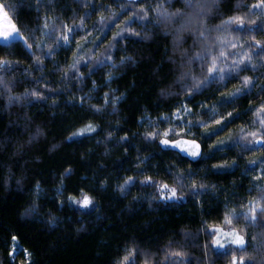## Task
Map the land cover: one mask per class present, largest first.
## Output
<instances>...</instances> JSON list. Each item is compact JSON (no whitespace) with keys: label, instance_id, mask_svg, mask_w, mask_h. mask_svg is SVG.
<instances>
[{"label":"trees","instance_id":"1","mask_svg":"<svg viewBox=\"0 0 264 264\" xmlns=\"http://www.w3.org/2000/svg\"><path fill=\"white\" fill-rule=\"evenodd\" d=\"M0 3V264H264V0Z\"/></svg>","mask_w":264,"mask_h":264},{"label":"rangeland","instance_id":"2","mask_svg":"<svg viewBox=\"0 0 264 264\" xmlns=\"http://www.w3.org/2000/svg\"><path fill=\"white\" fill-rule=\"evenodd\" d=\"M13 26L15 27L16 32H18L19 37L23 38L22 34L19 33V31L17 30V27H16L15 23L13 22V20L10 17L9 13L5 9L4 5L0 3V33H3L5 31L11 32ZM220 28H222V27H220ZM10 40H12L11 37H9L8 40H4L3 36L0 35V42H7V41H10ZM7 63H8L7 60H0V68L3 67L4 65H7ZM188 73H189V71L187 70L186 74H188ZM254 137L256 138L255 141L258 144L262 143L263 140H262L261 137H259L257 135H255ZM165 145L178 148V149L182 150L184 153L189 154L191 156H195V155H197L199 153V145H198V143L196 141H193V140L181 139V140H176V141H168V143L165 144ZM177 145H179V146H177ZM193 153H195V155ZM162 190H165L166 191V195H168L169 197L172 196V192H171L172 189L163 187ZM175 192H176V189H175ZM83 198L84 197H82L79 200V203H80V201L83 200ZM254 207L252 209H254ZM252 216L253 215H251V217ZM228 233H235V234L241 236L244 239V241L246 242L245 235H244V233L242 231H240L238 229H234V228H228V227H225V226H220V227H216V229H215V244H216V240L219 239L220 242H221V245H223V248L228 246V245H234V244L230 243V241L232 239V236L231 235H226ZM216 245L221 247L218 244H216ZM236 246H240V245H236ZM242 246H244V245H242ZM233 264H241V262L238 261L237 259H234L233 260Z\"/></svg>","mask_w":264,"mask_h":264},{"label":"snow or ice","instance_id":"3","mask_svg":"<svg viewBox=\"0 0 264 264\" xmlns=\"http://www.w3.org/2000/svg\"><path fill=\"white\" fill-rule=\"evenodd\" d=\"M0 35L3 36V39H4V40H8L9 37H11L13 40H16V39H19V38H20V37H19V34H18V32H16V29H15L14 26H13L11 32H7V31H5V32H3V33H0ZM64 39L67 40L68 38L65 36ZM213 69L215 70V65H213ZM221 71H222V70H221ZM221 78H222V77H221ZM94 130H95V129H93L91 126H88L86 129L82 130V132H81L80 134L82 135L84 132H87V131H94ZM163 143L167 144L168 141H167V140H164ZM177 146H179V145H177ZM197 147H198V146H197ZM193 154L195 155V153H193ZM164 187H167V185H165ZM171 192H172V196H175V195H176L175 189H172ZM80 203H81V205H82L83 207H87V206L91 203V200H90L87 196H85V197L83 198V200L80 201ZM253 212H254V210H253ZM251 218L254 219V218H255L254 215H253ZM229 222H230V221H229ZM226 235H231V236H232V239H231V241H230L231 244L242 246V245H244V243H245L244 239H243L241 236H239V235H237V234H235V233H228V234H226ZM216 244L220 245L221 248H223V245H221V242H220L219 239L216 240ZM125 259H127V258H125ZM241 264H242V262H241Z\"/></svg>","mask_w":264,"mask_h":264}]
</instances>
